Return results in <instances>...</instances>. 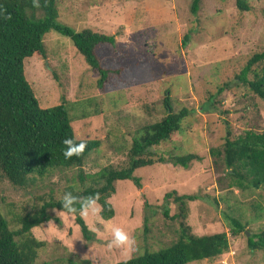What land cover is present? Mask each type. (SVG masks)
Masks as SVG:
<instances>
[{"label":"rangeland","instance_id":"rangeland-1","mask_svg":"<svg viewBox=\"0 0 264 264\" xmlns=\"http://www.w3.org/2000/svg\"><path fill=\"white\" fill-rule=\"evenodd\" d=\"M65 0L58 1V22L75 31L91 29L115 36V45L102 44L97 53L107 67H122L121 78L101 93L97 74L65 37L53 30L44 36L45 55L25 61V74L44 107L65 104L75 137L97 140L79 167L56 168L34 175L23 188L0 173V211L12 229L19 216L33 213L64 189L92 185L90 176L110 166L123 168L137 128L165 115L164 99L174 111L187 108L182 130L153 147L154 159L196 153L187 169L155 161L137 168L141 188L131 180L115 183L109 199L114 216L103 220L82 217L94 238L85 241L75 215L48 210L52 218L31 229L44 242L33 264H114L164 248L179 235L177 205L167 192L193 194L186 222L195 235L226 232L228 252L188 264H264V250H251L247 238L264 229V185L230 189L223 167L213 162L211 147L220 148L227 130L231 137L264 130V101L238 79L247 61L264 51V0H247L241 11L235 0ZM261 71L256 64L249 80ZM82 177V178H80ZM148 204V205H146ZM100 208L99 204L96 205ZM167 211V213H165ZM228 216L245 229L231 234ZM120 228L131 244L110 247L113 229Z\"/></svg>","mask_w":264,"mask_h":264},{"label":"trees","instance_id":"trees-1","mask_svg":"<svg viewBox=\"0 0 264 264\" xmlns=\"http://www.w3.org/2000/svg\"><path fill=\"white\" fill-rule=\"evenodd\" d=\"M58 1L65 0H0V173L19 188L33 181L34 175L43 177L56 168L80 167L87 155L99 146L97 140L77 139L65 104L44 107L26 78V59L34 55H45L46 33L53 30L71 40L90 70L97 74L96 87L101 93L111 87L114 79L121 78L123 72L121 66H104L97 53L102 44L115 45V36L91 29L75 31L59 23L56 6ZM198 2L199 0L192 1L193 12L196 11ZM235 5L241 11L250 9L247 0H235ZM256 64H261V71L254 74V79L249 80L247 74ZM238 79L264 101V51L255 53L248 59ZM164 106V117L136 129L125 167H104L90 176L92 185L82 189L68 186L61 198L50 196L33 213L29 212L15 219L20 223L17 230L10 227L0 211V264L34 263L44 242L36 239L31 229L51 219L60 224V220L52 218L48 210L57 209L74 214L83 239L90 241L94 238V233L79 214L80 199L98 195L100 216L103 220H109L114 216V208L109 199L116 191L117 181L128 179L141 188L140 178L134 176L137 168L153 165L157 161L187 169L192 161L199 160L196 153L175 156L169 160L154 159L153 147L170 141L179 134L189 113L184 107L174 111L169 95L164 99ZM66 138L74 139L76 144L85 142L83 153L66 158V146L63 143ZM209 154L216 165L223 167L228 188L245 191L264 185V130H249L237 137H231L227 130L222 146L211 147ZM66 192H71L78 198L74 205L76 212H68L62 208V198ZM171 198L178 209L177 239L155 252L147 251L136 258L114 264H188L214 259L228 252L229 239L226 232L204 235L191 232L186 222L188 202L196 200V195L177 194L176 191L164 195L166 200ZM228 218L232 235H238L245 229V224L238 218ZM247 245L251 250H264V229L251 234L247 238ZM82 262L92 264L89 260Z\"/></svg>","mask_w":264,"mask_h":264},{"label":"clouds","instance_id":"clouds-1","mask_svg":"<svg viewBox=\"0 0 264 264\" xmlns=\"http://www.w3.org/2000/svg\"><path fill=\"white\" fill-rule=\"evenodd\" d=\"M63 143L66 146V150L64 151V155L66 158H71L73 155L79 156L83 153L86 147L85 142H80L79 144H76L74 139L72 138H66ZM97 199L98 195L96 197L89 196L80 199L79 214L82 217H86L89 214L93 216H98V214L100 213V208L96 206ZM77 201L78 198L73 196L71 192H66L62 198V208L67 210L68 212H76L77 209L74 207V205L75 203H77ZM113 237L114 238L110 242V247H120L131 244V238L128 233H126L120 228L113 229Z\"/></svg>","mask_w":264,"mask_h":264}]
</instances>
